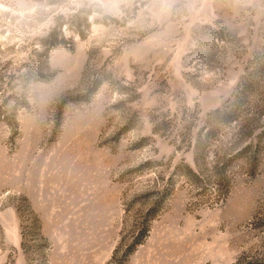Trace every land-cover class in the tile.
<instances>
[{"label": "rangeland", "instance_id": "obj_1", "mask_svg": "<svg viewBox=\"0 0 264 264\" xmlns=\"http://www.w3.org/2000/svg\"><path fill=\"white\" fill-rule=\"evenodd\" d=\"M0 264H264V0H0Z\"/></svg>", "mask_w": 264, "mask_h": 264}]
</instances>
